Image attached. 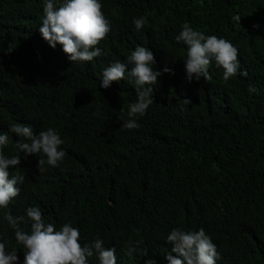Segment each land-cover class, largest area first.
Listing matches in <instances>:
<instances>
[{"label": "trees", "instance_id": "trees-1", "mask_svg": "<svg viewBox=\"0 0 264 264\" xmlns=\"http://www.w3.org/2000/svg\"><path fill=\"white\" fill-rule=\"evenodd\" d=\"M100 2L111 23L97 45L102 55L73 62L39 31L44 0H0V45H16L0 52V134L15 123L37 134L51 127L66 153L59 167L46 165L41 175L39 157L16 148L21 138L8 133L4 154L21 161L10 171L24 173L27 193L38 199L21 202L15 215L39 207L57 230L70 221L84 238L140 241L119 264H162L174 228L214 233L216 264H264V0ZM139 17L147 23L136 31ZM184 23L233 43L248 76L224 83L213 62L211 81L189 82L187 46L175 40ZM137 46L153 52V68L163 74L150 85L154 102L137 118L140 127L127 130L118 117L123 107L127 118L137 99L134 83L126 76L104 89L100 80ZM6 213L0 209V240L18 252Z\"/></svg>", "mask_w": 264, "mask_h": 264}, {"label": "clouds", "instance_id": "clouds-1", "mask_svg": "<svg viewBox=\"0 0 264 264\" xmlns=\"http://www.w3.org/2000/svg\"><path fill=\"white\" fill-rule=\"evenodd\" d=\"M102 8L100 0H59V3L57 0H44V15L39 31L53 49L60 44L70 61L91 62L102 55L97 45L111 31V23ZM233 19L239 22L241 16L235 15ZM146 23V17L133 20L136 31L143 29ZM254 27L258 28L259 25ZM181 29L175 40L187 46L184 61L189 82L193 79L199 81L201 77L211 81L209 70L213 62L217 69H222L224 83L238 73L248 76L247 71H240L238 49L229 40L205 35L188 23H184ZM15 48V43L9 42L6 50L0 45V52L11 53ZM155 63L154 54L149 48L137 46L127 56L126 63L117 61L103 70L100 87L104 89L113 82L125 80L126 76L134 83L137 99L128 105L127 118L124 108L120 109L118 119L123 121L122 129H138L137 118L143 117L153 104V88L150 85H156L158 77L163 74L154 70ZM163 72H171V69L165 67ZM249 92H256V88L249 85ZM183 104H191V101L183 99ZM8 133H15L21 138L16 142V148L39 157L37 167L41 175L47 171L46 165L59 167L66 156L61 149L64 140L54 128L49 127L37 134L31 126L15 123L9 126L7 132L0 134V209L9 211L4 219L13 229L19 245L17 252L16 248L11 249L7 245V241L0 240V264H119L126 254L129 257L133 255L140 241L134 245L128 235H119L115 239L100 236L84 238L81 229L70 221L57 230L54 224H46L39 207H27L26 214L15 215L21 202L38 199L27 193L24 173L10 171L18 168L21 161L19 155L4 154V148L10 142ZM26 227L28 230H25ZM217 246L216 236L207 229L184 231L174 228L167 235L164 251L159 253L162 264H216L220 258ZM19 249H23L24 254ZM146 264H154V261L149 260Z\"/></svg>", "mask_w": 264, "mask_h": 264}]
</instances>
